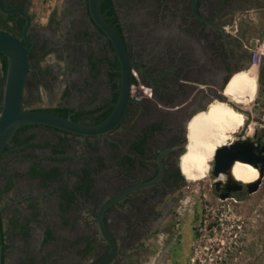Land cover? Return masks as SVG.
Here are the masks:
<instances>
[{
  "label": "rangeland",
  "instance_id": "obj_1",
  "mask_svg": "<svg viewBox=\"0 0 264 264\" xmlns=\"http://www.w3.org/2000/svg\"><path fill=\"white\" fill-rule=\"evenodd\" d=\"M142 1L113 0L127 40L137 38L135 40L141 41L139 34L132 35L140 32L139 25L144 24L145 18L151 20V11L143 9L147 4ZM85 4L86 0H30L32 21L28 40L31 37L34 42V71L29 80H25L24 107L64 105L85 109L107 102L109 89L101 41L88 18ZM241 18L248 27L246 38L248 34L252 37L244 39L242 61L231 71L249 65L250 50L264 35V6L248 11ZM9 32L20 35L17 30ZM138 41L135 47L141 48ZM2 86L3 83L0 85V103ZM242 87L234 93L228 88V96L223 90L221 93L233 102L232 97L243 94ZM187 89L192 92L190 86ZM241 100L250 103L247 111L251 116L259 112L264 118V86L261 88L258 77L252 93ZM140 117L137 113L112 131L91 136L37 125L26 131L33 134L29 142H35L34 147L8 143L0 152L1 264H85L107 250L88 208L78 196H73L70 203L61 207L62 196L78 180L81 169L86 168L90 171L88 178H91L87 180L89 194H93L94 209L97 208L119 183L113 177L114 158L136 131ZM252 127L253 121H250L243 136L235 141L247 137L246 145L255 148L257 140L251 139ZM25 135L19 133V137ZM45 142L59 144L61 152H50ZM182 149L183 145L179 153ZM32 161L46 168L57 167L60 173L46 182L29 177L26 169ZM210 165L212 167V161ZM229 172L245 183L258 177L255 167L236 159L231 162ZM253 173L255 177L249 178ZM212 177L211 169L206 176L196 180L181 176L169 215L177 252L173 254L174 264H264V177L257 189L241 199L219 197L212 190ZM223 185L231 187L234 183L229 180ZM78 195L85 199L83 194ZM107 218L111 220L109 215ZM44 226L50 227L53 233L48 242L41 240ZM120 226L118 223L113 227L111 223L116 241L122 245ZM78 242L81 243L76 246ZM75 247L78 251L74 253L72 248ZM79 250L83 251L82 256H78ZM115 263L126 264L122 257Z\"/></svg>",
  "mask_w": 264,
  "mask_h": 264
},
{
  "label": "flooded vegetation",
  "instance_id": "obj_2",
  "mask_svg": "<svg viewBox=\"0 0 264 264\" xmlns=\"http://www.w3.org/2000/svg\"><path fill=\"white\" fill-rule=\"evenodd\" d=\"M111 1L114 7L113 0ZM142 2L147 4L143 9L149 8L152 17L150 21L145 18L144 24L139 25L140 32L143 34L137 32L132 35L136 37L139 34L141 41L135 40L137 38H131V40L125 38L114 7V15L120 27L128 56L132 61L141 65H134L132 68L134 73L131 72L130 83L135 82L140 85L135 90L131 86L130 91L142 92L143 89L140 87L143 85L148 88L149 93L138 99L132 98L129 94L122 117L115 127L105 132L112 131L122 121L128 122L137 113L141 115L142 119L136 131L130 135L124 147L119 146L123 149L114 158L113 177H116L119 183L110 191L109 195L137 182L150 179L153 181L128 190L104 209L103 216L106 227L117 246L115 257L107 264H116L115 262L119 261L120 257L126 264H174L173 254L177 252L175 251V242L172 241L173 230L169 215L175 202V190L180 186V170L186 180H196L206 176L209 169L212 168L210 162L213 161L215 149L222 144L233 143L241 128L247 125L244 124V116L239 110L218 99H212L216 102L208 108L209 121L202 119L201 111L195 114L188 124V134L185 136L186 120L184 121L183 118L187 114L189 106H204L211 95H220V87L224 79L231 69L242 61L244 39L249 40L252 37L248 34L246 38L248 27L244 25L246 22H243L241 17L250 10L264 6V0H193L192 4V0H143ZM0 4L3 7H16L28 13L30 21L27 35L29 36V27L32 21V14L29 11L30 0H0ZM88 18L90 20L89 15ZM19 20H22L23 25L22 15L14 11L5 12L0 9V29L17 30ZM91 22L101 41L102 61L106 65L109 89L107 102L89 107L96 108L90 113L95 118L89 117L90 115H84L82 118V121L94 123L93 121L102 119L101 112L103 110L109 107L111 110L114 104L119 85V65L111 42L93 21ZM238 24H243V26L238 27ZM134 40L135 43L131 44V41ZM137 41L141 48L135 47ZM29 45V72L26 80H29L33 74L32 71H34L32 69L34 42L31 37H29ZM248 74H250V70H245L230 82L228 88L231 92L234 90V93L236 89L241 88L243 80L247 78L244 81L243 94L238 98L232 97L233 99L247 97L252 93L254 80L247 77ZM197 83L202 85L198 87ZM227 83L228 80L224 86ZM189 86L192 92L187 91ZM115 93L116 96L113 99ZM232 103L242 110H247L250 105L249 102L242 100ZM178 107L181 108L177 110ZM221 108H225L224 111L217 114ZM86 109L88 108L82 110ZM249 121H253L251 139L257 140V145L252 151L258 159L252 164L258 169L262 162L264 164L263 114L257 112L255 116L250 115ZM226 123H228L227 127L223 128ZM37 125L42 124L21 126L18 133L15 129L6 146L10 142L15 146L22 143L25 147H34L32 144L29 145V143L35 144V142H29L31 138L23 141V138L19 137V133L27 134L26 131L29 128ZM63 132L75 134L65 130ZM17 136L19 142L14 143ZM192 136L195 137L193 141L186 146L184 144L185 151L180 157L179 169L177 166L179 149L183 145V140L188 142ZM140 138L142 139L141 150H133L130 147L131 143ZM45 147H48L52 152L50 144ZM60 152L52 153L59 154ZM38 166L42 165L38 164ZM50 168L43 167L44 170ZM217 175H213L211 187L219 195L220 192L226 190V186L223 185L224 182H219L218 188L214 189L213 182ZM56 177L48 178L44 182ZM78 177V180L63 193L61 207L67 205V197L71 199L73 196L74 198L78 196L96 222L94 217L97 209H94L96 200L93 198V194H89L90 183L86 182V188L83 189L79 185L82 181L81 172ZM263 177L264 169L259 177L257 188ZM32 178L40 179L38 176ZM239 184V186L234 184L235 189L229 190L223 198L241 199L248 194L245 182L240 181ZM78 193L83 194L85 199H81L82 196ZM108 215L111 220L107 218ZM111 223L113 227L118 223L121 224L122 245L116 241ZM46 232L49 237H46ZM52 237L53 233L50 227L44 226L42 242H48ZM80 243L75 245L79 246ZM72 249L74 253L78 251V247ZM107 250L99 255L96 254L85 264L101 258ZM82 252L79 250L78 256H82Z\"/></svg>",
  "mask_w": 264,
  "mask_h": 264
},
{
  "label": "water",
  "instance_id": "obj_3",
  "mask_svg": "<svg viewBox=\"0 0 264 264\" xmlns=\"http://www.w3.org/2000/svg\"><path fill=\"white\" fill-rule=\"evenodd\" d=\"M99 2L100 0H86V11L93 23L103 32V34L108 38L113 46L119 65V85L117 96L111 110L101 120L94 123L75 120L68 115H60L58 113H54L41 108L24 107L22 103V97L25 80L28 74V51L30 45L27 35V29L29 26L30 18L28 16V13L24 10L18 9L16 7H3L0 4V9L2 11H14L22 15L24 18V23L21 27L19 36L12 32L0 29V53H2L6 58V68L0 103V151L2 147L8 142L14 130L19 125L24 123L46 124L65 131L73 132L75 134H80L81 136H85L98 135L109 131L110 129L115 127V125L122 117L129 98L131 70L134 65H141L129 58L121 35L112 27V25L107 22V20L100 12ZM192 3L193 0L191 4ZM231 72L232 71H230L227 77L224 79L220 87V91L223 90L224 84ZM214 98L224 101L232 108L239 110L244 116V124H247L249 122L250 115L248 111L239 109L238 106L229 101L224 94L220 93V95H211V97L207 99V102ZM204 108L205 105L189 106L187 108V114L184 116L183 120H187L196 110ZM185 135L186 129L184 127V136ZM247 141L248 138L243 137L242 139H240V141H235L230 144H222L218 146L214 152L211 173L215 175L217 171L225 172L226 176L229 177V180L239 186L240 181L232 179V176L229 172V166L231 162L236 159L239 161L250 163L253 167L256 168V166L252 164V159L256 158L255 154L252 150L248 151L245 149ZM185 142L186 140L184 139L182 143L183 147ZM180 153L178 154V157ZM262 165L260 166V168H262ZM177 166L179 168L178 158ZM260 168H256L258 171V177H256L251 182L245 183L247 192H252L256 189L259 177L261 175ZM151 181H153V179L143 182H137L132 185L126 186L107 196L100 202L96 209L94 217L100 236L107 244L108 250L104 256L92 262H89L88 264H107L115 257L117 252L116 242L108 231L106 223L104 221V209L109 204L113 203L117 198L126 193L128 190L145 183H149ZM213 183L214 189H217V184L219 182L215 180ZM232 189H235V186L226 187V190L224 192L219 193V197H225L228 194V191Z\"/></svg>",
  "mask_w": 264,
  "mask_h": 264
},
{
  "label": "trees",
  "instance_id": "obj_4",
  "mask_svg": "<svg viewBox=\"0 0 264 264\" xmlns=\"http://www.w3.org/2000/svg\"><path fill=\"white\" fill-rule=\"evenodd\" d=\"M99 9H100V12L102 13V15L104 16V18L107 20V22L112 25V27L121 35V32H120V27L118 25V22L116 20V16L114 15V7L112 5V1L111 0H100L99 2ZM91 20V18H90ZM92 21V20H91ZM22 26V20H19L18 23H17V31L20 32V27ZM5 68H6V58L5 56L0 53V84L3 83V80H4V75H5ZM258 81L261 85V88L262 86H264V55L262 57V60H261V64H260V67H259V72H258ZM116 96V93L114 94V97L113 99L115 98ZM37 108H41V109H45V110H48V111H51V112H54V113H58L60 115H68L69 117H71L72 119H75V120H82L83 116L86 115V116H89L90 113L92 111H94L96 108H88L86 110H82V109H78V108H73V107H68V106H64V105H56V106H50V107H37ZM110 110V107L109 108H106L105 110H103L101 112V118H103V116H105ZM89 117H92V118H95L94 116H89ZM99 120H96V121H93V122H97ZM92 123V122H91ZM38 123H24V124H21L18 126V128H16V132L18 133V130L21 126H32V125H36ZM42 125H46V124H42ZM46 126H49V127H52L54 129H57V130H61L63 131L62 129H59L57 127H53V126H50V125H46ZM32 133H28L26 134L24 137H23V141H27L28 139H30L32 137ZM19 142V139L16 137V139L14 140V143H17ZM141 143H142V139H138V141H133L130 145V147L133 149V150H136V151H139L141 150ZM32 144L34 145L33 143H29V145ZM45 145L49 144L47 142L44 143ZM59 144H50V149L52 152H60L61 151V148L58 146ZM6 148V144L2 147L1 151L2 152L3 150H5ZM81 183L79 184L80 187H82L83 189L86 188V182L88 179H91V178H88V174L90 171H88L86 168H82L81 169ZM59 173V170L57 167H51L49 170H44L42 166H38V163L36 162H32L29 166V168L26 170V174L27 176L29 177H35V176H38L40 179V181L44 182L46 179L48 178H51V177H56ZM180 177L182 176L180 173H179ZM67 202H69V198L67 197ZM47 233V232H46ZM49 234L47 233L46 234V237H49L48 236ZM2 240H3V232H2V223H1V219H0V243H1V250H2V247H3V243H2ZM1 258H2V254H1Z\"/></svg>",
  "mask_w": 264,
  "mask_h": 264
},
{
  "label": "bare ground",
  "instance_id": "obj_5",
  "mask_svg": "<svg viewBox=\"0 0 264 264\" xmlns=\"http://www.w3.org/2000/svg\"><path fill=\"white\" fill-rule=\"evenodd\" d=\"M263 55H264V53L262 52V53L258 56V58H257L253 63H251L252 67H251L250 69H246V70H252V71H253V74L255 75L256 78L258 77L259 67H260L261 60H262ZM130 87H131V85H129V93H130ZM132 88H133V87H132ZM140 88L143 89L142 92H145V93L148 94V89H147L146 87L144 88V87L142 86V87H140ZM135 89H137V87H134V88H133V90H135ZM233 101H235V102H236V101H240V99H236V100H233ZM238 108H239V107H238ZM239 109H241V108H239ZM203 110H205V108H204V109L196 110V111L193 112V113L191 114V116L186 120V126H185V129H186V135L188 134V126H189L188 124H189L190 120L192 119V117H193L195 114H197V113H199L200 111H203ZM262 114H263V113H262ZM249 123H250V121H249ZM247 124H248V123H247ZM244 131H245V127H243V128L240 130V132H239L238 135H237V138L242 137ZM194 138H195V137L192 136L188 142H187V140H186V142H185V146L188 145V143L192 142ZM185 146H184V150H183L182 153L179 155V159H178L179 169H180V157H181V155H182V154L184 153V151H185ZM245 149L248 150V151H250V150H253L254 147H252V146H250V145H246V148H245ZM256 159H258V158H255V160H256ZM263 169H264V166H262V168H260L261 173H262ZM219 172H220V171H217V173H216L215 175H217ZM180 173H181V170H180ZM181 175H182V173H181Z\"/></svg>",
  "mask_w": 264,
  "mask_h": 264
},
{
  "label": "crops",
  "instance_id": "obj_6",
  "mask_svg": "<svg viewBox=\"0 0 264 264\" xmlns=\"http://www.w3.org/2000/svg\"><path fill=\"white\" fill-rule=\"evenodd\" d=\"M251 67H252V65L249 64L248 66H245V67H241V68H237V69H235V70H232V72L230 73V75H229L228 78H227L228 83L223 87V93H225V94L227 95V90H228V87H229L230 82H232V80H233L237 75H239L240 73L245 72L246 69H250ZM247 77H249L250 79L253 78L254 82H255V80H256V77H255V75L253 74V71H252V70H250V74H248ZM246 80H247V78H245L243 81H246ZM197 85H198V87H200L202 84H201V83H197ZM242 85H243L242 88H244V87H245L244 84H242ZM263 85H264V84H263ZM227 96H228V95H227ZM214 102H216V101H215V100H214V101H213V100H210L209 102H207V103L205 104V110L201 111V114H200V115L203 116L202 119H203L204 121H207V120L209 121V117H208L209 109H208V108H209ZM213 108H214V106H213ZM224 109H225V108H223V109H222V108L219 109L217 114L223 112ZM213 118H214V117H213ZM203 120H202V122H204ZM227 124H228V123L224 124V125H223V128H224V127L226 128V127H227Z\"/></svg>",
  "mask_w": 264,
  "mask_h": 264
},
{
  "label": "built area",
  "instance_id": "obj_7",
  "mask_svg": "<svg viewBox=\"0 0 264 264\" xmlns=\"http://www.w3.org/2000/svg\"><path fill=\"white\" fill-rule=\"evenodd\" d=\"M262 52L264 53V35L262 36L261 40H259V41L256 40V42L253 44V47L250 50V55H249L248 63L249 64L253 63ZM131 72L134 73V70L132 69ZM130 85L134 88V87L139 86L140 84L135 83V82H132V83H130ZM148 93H149V91H148ZM129 94L134 99H138L142 95H148L147 93L140 92V91L139 92H137V91L136 92L135 91H130Z\"/></svg>",
  "mask_w": 264,
  "mask_h": 264
},
{
  "label": "clouds",
  "instance_id": "obj_8",
  "mask_svg": "<svg viewBox=\"0 0 264 264\" xmlns=\"http://www.w3.org/2000/svg\"><path fill=\"white\" fill-rule=\"evenodd\" d=\"M255 177V173H253L252 177L249 178H254ZM238 176L232 177V179H238ZM229 180V177L226 176L223 172H220L219 175H217V181L218 182H224L227 183Z\"/></svg>",
  "mask_w": 264,
  "mask_h": 264
}]
</instances>
